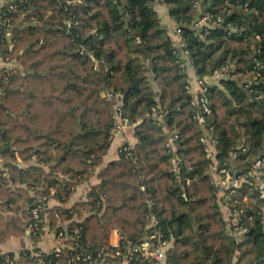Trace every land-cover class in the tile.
<instances>
[{
    "label": "trees",
    "instance_id": "obj_1",
    "mask_svg": "<svg viewBox=\"0 0 264 264\" xmlns=\"http://www.w3.org/2000/svg\"><path fill=\"white\" fill-rule=\"evenodd\" d=\"M164 4L195 76L225 75L205 84L215 161L202 142L187 71L151 0H14L0 9V55L22 69L0 70V152L7 161L0 171V241L36 224L31 236L38 239L48 219L55 224L56 215L45 213L49 199H70L102 166L120 99L138 141L101 171L102 184L87 201L62 214V221L78 217L67 231L57 230L65 248L19 260L0 256V264H85L88 255L97 264H124L108 241L114 220L122 252L125 243L160 233L171 244L168 264H264V198L255 183L226 191L229 209L242 211L241 238L226 232L212 184L214 168L247 178L255 159H264V0ZM206 16L212 25L197 28ZM19 159L36 160L50 173L23 170Z\"/></svg>",
    "mask_w": 264,
    "mask_h": 264
},
{
    "label": "crops",
    "instance_id": "obj_2",
    "mask_svg": "<svg viewBox=\"0 0 264 264\" xmlns=\"http://www.w3.org/2000/svg\"><path fill=\"white\" fill-rule=\"evenodd\" d=\"M14 0H0V9H2L5 5L13 2ZM152 6L154 7L155 11L157 12L159 19L161 21V27L163 30L167 32V34L170 36L173 45L175 49L179 52V56L181 61L186 67V71L188 74V80L191 86V93L193 95V98L196 100L200 94L199 92V86L198 81L199 79L195 76L193 72V67L190 62V59L188 55L184 52V50L181 48V40L178 36V25L174 21V19L170 15V10L165 6L164 0H151ZM13 47H10V50ZM17 69L22 70L20 64L17 62V60H6L4 58V55H0V70H8V69ZM222 76L224 74L222 73ZM208 82H213L212 78H209L207 80ZM2 93V88L0 86V94ZM160 114V112H158ZM162 118H159L161 120ZM138 141L135 137V127L129 123L127 126H123L119 131H116L114 134V138L111 143V147L107 153V155L103 158V164L101 167L96 169L91 176L88 178V180L83 184L80 185L77 189L74 195L70 199L63 198L62 200L56 199L54 196H52L47 204V207L45 209V213L52 214L54 213L56 215V222L55 224L50 221L51 219H48L45 223L44 232L38 239H34L31 236V232L28 230L23 236L21 237H15L11 236L6 241L2 242L0 241V256H6L13 254L16 260H19L20 257L23 254H29L32 256V258L36 257L40 254H52L55 251L62 250L66 246L64 245V241H61L58 237L57 230L61 229L62 231H67V228L70 226V223L72 221H78V217H74V219L70 221H62V214L65 211L72 210L77 204L81 202H85L88 200L89 194L92 192V190L102 184V180L100 179V173L104 169H106L111 163L118 161L120 159V151L124 146H128L131 149L135 148ZM19 167L24 169H28L30 167H41L46 174L50 173V168L46 167L43 164L38 165L36 160H33L29 164H23L21 163V160H18ZM7 161L4 158L3 152H0V171L6 169ZM13 186V185H12ZM20 188H25V184H19ZM34 193L31 191V195ZM55 193L52 192V195ZM220 194V193H219ZM218 204L221 209L222 214L224 215L226 219V214L224 213V210H222V203L221 196L218 195ZM58 211L61 215L58 214ZM70 214V212H69ZM6 216V215H4ZM9 216H15L14 213H10ZM20 216V215H19ZM227 222V221H226ZM110 227L112 228L109 233L108 241L110 244L114 245L119 241L120 238V228L121 225L118 221L114 220Z\"/></svg>",
    "mask_w": 264,
    "mask_h": 264
},
{
    "label": "built area",
    "instance_id": "obj_3",
    "mask_svg": "<svg viewBox=\"0 0 264 264\" xmlns=\"http://www.w3.org/2000/svg\"><path fill=\"white\" fill-rule=\"evenodd\" d=\"M14 6H10V10H14ZM220 23V22H217ZM217 23H214V25H218ZM212 25L210 22V16H206L204 18H201L198 23L196 24L197 28H203V27H208ZM68 28H70V24L67 25ZM1 30V28H0ZM178 36L180 37L181 40V48L183 49V43H182V38L179 32ZM7 36L10 37V33H7ZM185 53L188 55V53L185 51ZM183 69L186 70L185 65H182ZM10 70V69H8ZM214 73V72H213ZM222 76V73L220 72H215L214 75L212 76V81L213 82H218L220 79L224 78ZM210 83L207 80L198 81V86H199V96L195 100L193 98V95L190 90V94L193 98L192 105L196 106L197 109H199V114L196 116V119L199 122L200 126H203L204 128V136L202 138V142L207 145V157L213 161H215V148L212 143V137L209 134V131L207 130V124L204 118V114H209L210 110L207 105V100L205 98V93H206V88L205 84ZM212 83V82H211ZM120 106L117 108L116 113H115V124H114V132L119 131L123 126L129 125V121L125 120L121 116V110L119 109ZM154 114L158 113V111L154 110ZM156 117V116H155ZM161 118V117H158ZM213 179L214 183L217 186V189L219 190L220 194H223L222 197L225 198L223 203L227 204V195L226 191L228 190H235L237 188H240V186L246 181L249 180L251 182H254L257 188V191L261 194V198H264V159L263 158H257L253 162L252 169L248 175L247 178H242V177H235L233 176L227 169L221 170L220 173L217 172L216 168L213 169ZM150 211L152 210V203L148 202ZM40 213H41V208H37L33 211V215L36 220H39L40 218ZM242 214V211H235V213H232V216L230 217V222L231 226L234 227L236 231H239V234L241 236L244 235V231L240 230V216ZM263 214H264V209H263ZM151 226L155 228L157 222L155 219V215L151 216ZM37 224L34 225L32 228L33 230L37 229ZM31 230L30 232H33ZM227 232L229 233L228 229ZM230 234V233H229ZM119 241L112 245L117 250V256L122 257L124 259V264H135L136 261L138 260H143L147 261L148 264H168L167 261V252L171 246V244L164 240L163 236L160 233H156L154 236L147 238L143 240L140 243L134 244L133 242L129 241L125 243L124 246V252H122V247H121V235H119ZM61 241L65 240V237L63 235L58 236ZM60 250L55 251L54 253L57 255ZM102 256V253L99 254V257ZM84 263L85 264H97V261L92 259L91 256H86L84 258ZM38 264H50L46 263L44 261L39 260Z\"/></svg>",
    "mask_w": 264,
    "mask_h": 264
},
{
    "label": "rangeland",
    "instance_id": "obj_4",
    "mask_svg": "<svg viewBox=\"0 0 264 264\" xmlns=\"http://www.w3.org/2000/svg\"><path fill=\"white\" fill-rule=\"evenodd\" d=\"M205 80H209L208 78H206ZM104 97L106 96V97H108V95L106 94V93H103L102 94ZM109 99H111V97H109ZM121 104H122V101H121V99L119 100V103H118V106H121ZM161 117V118H164V116L160 113V114H158V113H156V114H154V117ZM114 134H115V132L113 131V134H112V138H111V140H113V138H114ZM111 143H112V141H111ZM169 145L171 146V148H172V150L174 151V152H176L177 151V148H176V146H175V139H171L170 141H169ZM212 184L214 185V187H216L217 188V186L215 185V183H214V180H213V182H212ZM220 196H222L223 194H219ZM222 210H224V213L226 214V232H227V229H228V231H229V233L231 234V235H234V234H236L235 236H237L238 238H241L242 236H241V234H239V231H236L235 229H234V227H232L230 224H231V222H230V217L232 216V213H233V211L231 210V209H229V207H228V204H226V203H222ZM228 233V232H227Z\"/></svg>",
    "mask_w": 264,
    "mask_h": 264
},
{
    "label": "water",
    "instance_id": "obj_5",
    "mask_svg": "<svg viewBox=\"0 0 264 264\" xmlns=\"http://www.w3.org/2000/svg\"><path fill=\"white\" fill-rule=\"evenodd\" d=\"M216 63H217V62H215V64L213 65V67H212V69H211V73H213V72L215 71V69H216Z\"/></svg>",
    "mask_w": 264,
    "mask_h": 264
}]
</instances>
